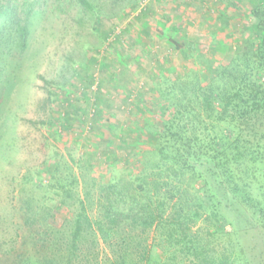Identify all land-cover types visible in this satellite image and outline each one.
<instances>
[{"label":"trees","instance_id":"trees-1","mask_svg":"<svg viewBox=\"0 0 264 264\" xmlns=\"http://www.w3.org/2000/svg\"><path fill=\"white\" fill-rule=\"evenodd\" d=\"M76 1L83 10L102 14L96 2ZM249 12L256 20L253 35L227 48L225 60L202 59L194 43L180 46L169 38L183 62L178 72L173 77L161 65L158 75L149 73L152 86L143 83L131 104L148 96L158 107L152 120L141 108L136 131L115 126L109 133L117 138L107 145L92 125L108 105L112 94L105 97L102 89L114 75L106 71V52H92V63L102 56L107 79L89 75L81 95L64 90L67 104L55 124L61 136L80 117L88 131L81 147L88 152L78 160L71 155L46 160L42 175L48 181L37 177L33 191L56 196V204L44 209L34 198L16 204L26 235L9 249L0 242V264H249L219 197L230 196L264 225V5L252 3ZM101 21L92 29L106 39L109 31ZM72 62L71 69L86 68ZM90 93L96 99L86 108H63ZM96 166L101 174L95 179ZM30 179L28 171L20 181ZM61 208L71 218L55 226Z\"/></svg>","mask_w":264,"mask_h":264},{"label":"rangeland","instance_id":"rangeland-1","mask_svg":"<svg viewBox=\"0 0 264 264\" xmlns=\"http://www.w3.org/2000/svg\"><path fill=\"white\" fill-rule=\"evenodd\" d=\"M90 1L98 4L102 14L83 10L76 0H0V242L4 248L15 246L26 235L16 204L27 198L43 201L44 209L56 204V196L33 191L37 177L43 183L48 181L47 175H42L46 160L53 155L57 159L71 155L78 160L88 152L81 147L88 131L80 125V117L61 136L55 134V124L61 118V105L67 104L61 98L68 96L64 90L81 95L89 75L107 79L101 70L102 56L96 63L90 62L94 50L106 52V71L114 75L102 89L105 97L112 94L108 105L103 104L100 122L92 125L98 140L107 145L110 138H117V134L109 133L115 126L136 131L135 124H141V108L147 109L144 118L152 120L158 107L148 96L140 105L131 104L143 83L148 85L144 88L152 86L149 73L158 75L161 65L173 77L178 72L177 66L183 62L169 38L180 46L194 43V52L202 59L225 60L227 48L235 49L236 41L255 31L256 20L249 12L252 3L264 5V0ZM101 17L102 28L109 31L106 39L99 29H92ZM22 29H26L23 49L19 46ZM72 60L84 62L86 68L76 64L71 69ZM73 70L79 72L81 81ZM95 89L96 83L91 91ZM94 99L95 93H90L63 108L83 109ZM133 136L140 137L136 133ZM28 171L31 179L24 184L20 180ZM98 171L96 166L92 174L95 179L101 174ZM219 197L248 263L264 264L262 220L253 219L230 196L219 193ZM54 217L53 224L60 226L71 214L61 208Z\"/></svg>","mask_w":264,"mask_h":264}]
</instances>
